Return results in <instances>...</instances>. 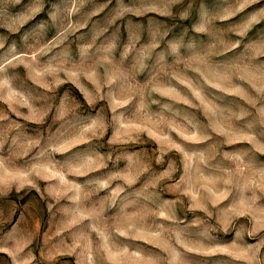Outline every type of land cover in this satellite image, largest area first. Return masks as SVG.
Wrapping results in <instances>:
<instances>
[{
  "label": "rangeland",
  "instance_id": "obj_1",
  "mask_svg": "<svg viewBox=\"0 0 264 264\" xmlns=\"http://www.w3.org/2000/svg\"><path fill=\"white\" fill-rule=\"evenodd\" d=\"M0 264H264V0H0Z\"/></svg>",
  "mask_w": 264,
  "mask_h": 264
}]
</instances>
